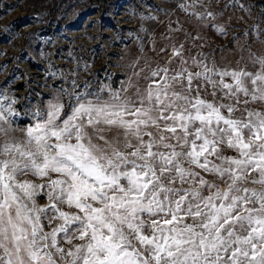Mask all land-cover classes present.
<instances>
[{
  "label": "clouds",
  "instance_id": "1",
  "mask_svg": "<svg viewBox=\"0 0 264 264\" xmlns=\"http://www.w3.org/2000/svg\"><path fill=\"white\" fill-rule=\"evenodd\" d=\"M124 15L134 28L83 29L64 67L40 50L43 76L0 83V264H250L264 4L132 0Z\"/></svg>",
  "mask_w": 264,
  "mask_h": 264
},
{
  "label": "rangeland",
  "instance_id": "2",
  "mask_svg": "<svg viewBox=\"0 0 264 264\" xmlns=\"http://www.w3.org/2000/svg\"><path fill=\"white\" fill-rule=\"evenodd\" d=\"M132 0H0V66L10 65L8 74L0 83L7 84L14 77H23L27 73L29 82L45 74L44 62L36 54L43 50L52 51L59 66L64 67L63 58H69L68 52L79 40L85 28L94 31L93 25L100 29L102 38H107L111 30L119 27L124 31L135 27L124 15L126 6ZM264 4V0H256ZM23 19V23H21ZM13 27L6 30V26ZM21 33L16 39V33ZM31 33L29 40L28 34ZM124 43L129 40L121 38ZM121 41H115L117 45ZM99 59L101 43L90 45ZM113 55L109 52V56ZM18 57V60H17ZM15 61V63H13ZM111 63V61H109ZM103 74L105 64H99ZM120 74L118 73V76ZM24 80H17L14 87L23 90ZM35 87V86H34Z\"/></svg>",
  "mask_w": 264,
  "mask_h": 264
},
{
  "label": "snow or ice",
  "instance_id": "3",
  "mask_svg": "<svg viewBox=\"0 0 264 264\" xmlns=\"http://www.w3.org/2000/svg\"><path fill=\"white\" fill-rule=\"evenodd\" d=\"M23 23V19L20 21ZM13 27V24H9L6 26V30ZM246 256L249 258L250 264H264V251H258L256 249V245H252V250L250 253H245Z\"/></svg>",
  "mask_w": 264,
  "mask_h": 264
}]
</instances>
